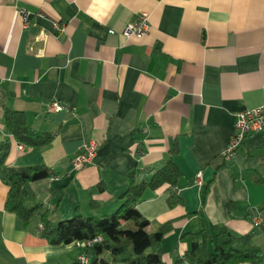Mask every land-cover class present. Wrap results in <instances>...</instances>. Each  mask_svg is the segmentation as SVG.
<instances>
[{
  "label": "crops",
  "instance_id": "1",
  "mask_svg": "<svg viewBox=\"0 0 264 264\" xmlns=\"http://www.w3.org/2000/svg\"><path fill=\"white\" fill-rule=\"evenodd\" d=\"M20 8L30 13L28 27ZM141 11L149 14L148 33L122 36ZM52 99L69 109L46 113ZM262 104L264 0H0L6 162L41 164L54 174L31 183L43 206L26 225L4 209L8 186L0 174V264L78 260L82 241L42 238V213L53 224L112 213L129 171L138 167L149 178L170 158L180 171L173 191L181 202L169 207L165 186L145 189L137 202L149 231L172 225L162 239L163 264H189L177 262L190 249L188 235L216 224L234 235L254 232L264 251V184L256 182L264 179V134L250 133L232 159L223 156L235 112ZM5 109L23 112L29 129L52 133L51 141L19 149L4 128ZM89 139L99 143L93 161L73 170Z\"/></svg>",
  "mask_w": 264,
  "mask_h": 264
},
{
  "label": "trees",
  "instance_id": "2",
  "mask_svg": "<svg viewBox=\"0 0 264 264\" xmlns=\"http://www.w3.org/2000/svg\"><path fill=\"white\" fill-rule=\"evenodd\" d=\"M3 125L6 133L16 143L27 147L47 145L52 133H33L27 124L26 115L21 111L5 109ZM11 147L10 138L0 142V174L8 186L4 209L15 214L26 225L42 209L31 188V183L54 176L45 165L14 166L6 162ZM172 149L170 155H174ZM148 173L138 167L126 174L127 187L118 198L120 205L112 213L101 216L75 215L53 224L48 219V211L41 215L40 235L49 244H68L74 241L91 240L98 236L101 241L84 247L88 257L86 264H163L162 239L172 225L170 222L159 224L149 231L150 221L137 209V202L145 189L157 190L166 187L169 191L167 204L173 207L181 202L175 194L180 177L176 164L168 159L163 166ZM256 182L264 184V179ZM207 187L204 189L206 192ZM62 190L54 193H61ZM94 202L91 201L92 205ZM264 207V201L259 208ZM264 234V227L260 230ZM191 245L182 260L189 264H264V251L254 242V232L234 235L221 224L213 225L209 232L202 227L188 235ZM70 264H82L74 260Z\"/></svg>",
  "mask_w": 264,
  "mask_h": 264
},
{
  "label": "built area",
  "instance_id": "3",
  "mask_svg": "<svg viewBox=\"0 0 264 264\" xmlns=\"http://www.w3.org/2000/svg\"><path fill=\"white\" fill-rule=\"evenodd\" d=\"M19 16L23 27L31 25L30 13L20 8L18 10ZM57 30H62L63 26L60 23L54 24ZM149 29V14L141 11L137 14L136 18L127 22L121 31V35L125 38L137 37L141 38L148 33ZM69 109L68 105L52 99L45 105L46 113H55L61 110ZM234 131L230 136L229 142L223 151L225 159L229 160L234 157L238 148L242 145L243 141L250 133L258 132L264 134V104L255 107H245L235 112ZM99 143L95 140L89 139L82 143L78 151L75 153L71 160V167L73 170H79L93 161V158L98 149ZM23 145L18 143V148L22 149ZM141 154V153H139ZM194 183L196 185L202 184L201 173L198 172L194 176ZM258 219L254 221L257 222ZM39 228H42V223L39 224ZM101 241V237L98 236L91 240L82 241L83 247H90L94 243ZM78 260L82 264L88 262V257L83 253Z\"/></svg>",
  "mask_w": 264,
  "mask_h": 264
}]
</instances>
